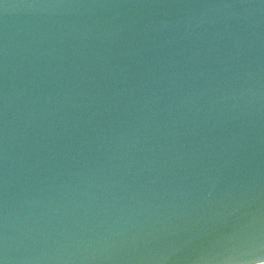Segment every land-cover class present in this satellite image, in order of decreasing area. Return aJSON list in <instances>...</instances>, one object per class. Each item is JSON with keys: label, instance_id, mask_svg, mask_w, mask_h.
Masks as SVG:
<instances>
[{"label": "water", "instance_id": "1", "mask_svg": "<svg viewBox=\"0 0 264 264\" xmlns=\"http://www.w3.org/2000/svg\"><path fill=\"white\" fill-rule=\"evenodd\" d=\"M264 261V0H0V264Z\"/></svg>", "mask_w": 264, "mask_h": 264}, {"label": "built area", "instance_id": "2", "mask_svg": "<svg viewBox=\"0 0 264 264\" xmlns=\"http://www.w3.org/2000/svg\"><path fill=\"white\" fill-rule=\"evenodd\" d=\"M251 264H264V261L256 262V263H251Z\"/></svg>", "mask_w": 264, "mask_h": 264}]
</instances>
